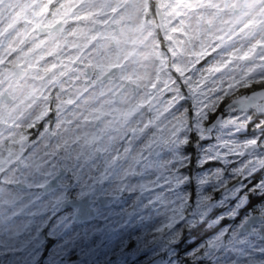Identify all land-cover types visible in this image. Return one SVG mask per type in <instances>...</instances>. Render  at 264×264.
<instances>
[{
	"label": "clouds",
	"instance_id": "clouds-1",
	"mask_svg": "<svg viewBox=\"0 0 264 264\" xmlns=\"http://www.w3.org/2000/svg\"><path fill=\"white\" fill-rule=\"evenodd\" d=\"M0 264H264V0H0Z\"/></svg>",
	"mask_w": 264,
	"mask_h": 264
}]
</instances>
